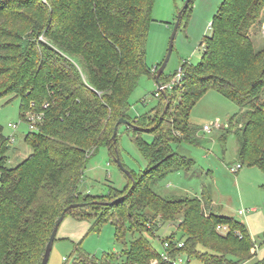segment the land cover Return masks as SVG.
I'll return each instance as SVG.
<instances>
[{
    "label": "trees",
    "instance_id": "16d2710c",
    "mask_svg": "<svg viewBox=\"0 0 264 264\" xmlns=\"http://www.w3.org/2000/svg\"><path fill=\"white\" fill-rule=\"evenodd\" d=\"M152 3L0 0V99L18 98L25 122L27 114H42L23 139L31 153L15 167L6 165L11 141L0 128V264H41L56 220L75 204L83 206L67 211L63 220H92L89 232L111 223L115 240L123 245L119 264H170L142 236L151 223L146 236L155 237L158 216L162 222H179L175 233L160 240L170 244L171 258L182 254L187 264L190 259L247 264L254 257L245 224L211 212L207 187L202 186L199 197H163L153 187L171 173L194 167L173 146L202 145L190 115L208 91L238 108L225 131L237 139L241 167L256 166L264 173V149L251 158L254 136L260 132L264 139V48L255 51L249 35L264 0H223L198 64L182 61L179 82L173 83L178 72L162 73L157 83L168 87L155 96L158 104L131 119L129 98L140 77L154 79L160 67L151 69L145 61ZM120 119L129 123L118 128L126 127L145 168L132 174L122 190L110 188L102 196L80 193L92 156L105 148L117 158L112 134ZM144 134L152 136L150 144ZM222 226L227 228L223 235L217 231ZM127 233L137 236L128 245ZM117 259L114 253L89 255L78 244L63 264H118Z\"/></svg>",
    "mask_w": 264,
    "mask_h": 264
},
{
    "label": "rangeland",
    "instance_id": "374dc122",
    "mask_svg": "<svg viewBox=\"0 0 264 264\" xmlns=\"http://www.w3.org/2000/svg\"><path fill=\"white\" fill-rule=\"evenodd\" d=\"M223 0H153L151 7V23L146 40L145 61L149 68L161 65L167 55L168 46L178 15L187 7L185 15L179 19L178 29L174 38L173 48L163 72L171 76L179 71L180 63L187 62L196 66L201 58L205 38L211 36L210 24ZM250 39L255 51L264 48V11L258 23L250 30ZM158 86L149 76H141L136 89L129 98V117L134 119L158 104L155 97ZM20 100L10 96L0 99V128L5 138H13L6 155L7 167H15L21 163L31 150L23 139L29 133L27 123L19 116ZM238 112V108L230 101L214 91L206 92L191 111L190 123L199 128L198 136L203 140L198 147L181 144L173 149L180 155L194 161V167L188 172L178 171L167 175L153 187L163 197L189 196L198 197L202 186L208 188L213 213L245 224L254 242V257L247 264L264 259V173L256 166L242 165L235 173L231 168L240 164L237 159L238 144L234 134L226 133L228 120ZM11 125L16 128L12 129ZM208 126L210 132L202 128ZM125 126L117 130V159L130 174H125L107 149H100L88 162L84 176L78 185V191L91 196H102L110 188L122 190L126 187L132 174L137 175L145 168V161L137 151ZM263 133H257L252 139L251 158H256L264 149ZM143 140L152 142V136L143 135ZM255 208L256 213L239 215L240 210ZM178 221L162 222L160 216L154 224L158 228L155 237L146 236V229L152 228L147 223L142 236L159 253L163 252L160 240L175 233ZM92 220H77L67 216L56 234L47 264H63L80 244L81 249L100 258L105 253H114L118 264L122 261L123 245L115 240V228L111 223L101 225L97 232H89ZM155 229V228H154ZM223 235L222 232H219ZM137 236L127 233L125 244L128 245ZM179 237V234H176ZM183 264H187V257ZM188 264H202L190 259Z\"/></svg>",
    "mask_w": 264,
    "mask_h": 264
},
{
    "label": "water",
    "instance_id": "95a60500",
    "mask_svg": "<svg viewBox=\"0 0 264 264\" xmlns=\"http://www.w3.org/2000/svg\"><path fill=\"white\" fill-rule=\"evenodd\" d=\"M180 15H178V20L174 26V29H173V32L171 34V37H170V41H169V46H168V51H167V55L163 61V63L160 65V67L158 68L157 70V73L156 75L154 76V80L156 82V84L158 85V78L159 76L164 72L165 68H166V65H167V62L169 60V57H170V54H171V51H172V48H173V42H174V38H175V35H176V32H177V29H178V25H179V19H180ZM159 87V85H158ZM129 123L123 119H120L115 127H114V131H113V134H112V138L115 139L116 137V134H117V129H118V126L119 125H128ZM116 163L118 164L119 168L125 173L127 174L128 176H130V174L124 169V167L122 166V164L119 162V160L116 158L115 159ZM83 204H75V205H70L69 207L65 208L63 210V212L61 213V215L59 216V218L56 220L55 224H54V227L52 229V232L50 234V237H49V240L46 244V247H45V250H44V254H43V258H42V262L41 264H47L48 263V260H49V256H50V253H51V250H52V247H53V244H54V241H55V238H56V234H57V231L59 229V226L61 225L62 221H63V218H64V215L67 211H69L70 209H75V208H78V207H82Z\"/></svg>",
    "mask_w": 264,
    "mask_h": 264
},
{
    "label": "built area",
    "instance_id": "2783aa9c",
    "mask_svg": "<svg viewBox=\"0 0 264 264\" xmlns=\"http://www.w3.org/2000/svg\"><path fill=\"white\" fill-rule=\"evenodd\" d=\"M181 80V73L180 71H178V73L176 74L175 78L173 79V83L175 82H179ZM168 86H159L157 89V92L155 93V96H158L160 92H163V90H165ZM46 107V106H44ZM42 119V114H27L26 116V123L29 127V131H33L36 129V124L37 122L41 121ZM12 129H15L16 126L15 125H11ZM202 130L204 132H210V128L208 126H204L202 128ZM10 141L13 142V138H10ZM242 167L240 164L236 165L235 167L231 168L230 171L232 173L237 172L238 170H240ZM239 215H243L244 211H239L238 212ZM218 232H222L223 234H225L227 232V228L225 226L222 227H218L217 228ZM163 252L160 253V258L166 262H170V264H183V255H177L174 258H171L169 256V250H170V244L168 242H165L163 245ZM182 247V242L177 244V248H181ZM187 263V260H186ZM150 264H157L156 260H153L152 262H150Z\"/></svg>",
    "mask_w": 264,
    "mask_h": 264
},
{
    "label": "crops",
    "instance_id": "0c3cea01",
    "mask_svg": "<svg viewBox=\"0 0 264 264\" xmlns=\"http://www.w3.org/2000/svg\"><path fill=\"white\" fill-rule=\"evenodd\" d=\"M240 211H244L243 215H246V213H251L252 214V213H256L257 212V210L255 208H251V209H248V210H240Z\"/></svg>",
    "mask_w": 264,
    "mask_h": 264
}]
</instances>
